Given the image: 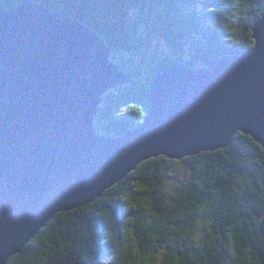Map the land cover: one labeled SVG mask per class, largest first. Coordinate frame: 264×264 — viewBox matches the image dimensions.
<instances>
[{
  "label": "water",
  "instance_id": "water-1",
  "mask_svg": "<svg viewBox=\"0 0 264 264\" xmlns=\"http://www.w3.org/2000/svg\"><path fill=\"white\" fill-rule=\"evenodd\" d=\"M253 39L206 67L164 71L145 122L117 136L100 134L96 116L104 95L132 77L107 43L34 1L1 12L0 264L150 159L227 149L238 133L264 142V16Z\"/></svg>",
  "mask_w": 264,
  "mask_h": 264
},
{
  "label": "trees",
  "instance_id": "trees-1",
  "mask_svg": "<svg viewBox=\"0 0 264 264\" xmlns=\"http://www.w3.org/2000/svg\"><path fill=\"white\" fill-rule=\"evenodd\" d=\"M25 1L84 23L116 56L142 53L146 38L129 24L134 10L137 25L143 22L149 35L153 31L168 44L172 56L161 58L148 75L135 59L115 57L132 82L103 97L96 128L117 136L145 122L160 74L180 65L206 67L213 58L253 48V28L264 15V0H0V13ZM248 137L238 133L227 149L189 157L191 179L172 191L166 172L176 161L161 156L142 163L93 203L57 214L7 264H127L133 236V264H260L264 149ZM145 198L156 215H147L143 205L132 207Z\"/></svg>",
  "mask_w": 264,
  "mask_h": 264
},
{
  "label": "rangeland",
  "instance_id": "rangeland-1",
  "mask_svg": "<svg viewBox=\"0 0 264 264\" xmlns=\"http://www.w3.org/2000/svg\"><path fill=\"white\" fill-rule=\"evenodd\" d=\"M198 9L199 11H202V8L200 5L198 6ZM137 13H138L137 10H134L131 12L129 24H130V28L133 31L138 32L140 34V38L141 36L146 38L144 39V41L142 40V47L139 46L142 53L140 52L141 54L135 55V56L128 54V53H123L120 56L118 54L119 56L118 57L110 52L109 57H111V60L113 62H115V60L117 59L115 57H118L120 58L119 61H123V63L129 61L130 59H135L136 64L141 65L142 69H144L143 71L146 73V75H148L152 71V69L157 65L158 61H160L161 58L163 59L165 57L172 56V53H171V50L168 44L165 42V40L161 36L154 35L153 31H151L152 35H149V32L144 30L145 24L143 22L140 23L141 27L137 25L139 23ZM150 19L151 18H148V20ZM148 35H149V38H148ZM147 39L149 40L147 41ZM146 43H147V47L145 48ZM112 92L113 90H111V92L109 91L107 94L112 93ZM96 126H97V123H96ZM188 158L189 157L186 156L182 160H174L176 162L174 163L172 170L166 172L167 173L166 179H167L169 191L176 189L179 185L186 183L191 179V169H190L189 164L186 162Z\"/></svg>",
  "mask_w": 264,
  "mask_h": 264
},
{
  "label": "snow or ice",
  "instance_id": "snow-or-ice-1",
  "mask_svg": "<svg viewBox=\"0 0 264 264\" xmlns=\"http://www.w3.org/2000/svg\"><path fill=\"white\" fill-rule=\"evenodd\" d=\"M248 139L252 140V137H248ZM252 142L254 144H256V140H252ZM256 146L258 148L264 149V142H261L260 144H256ZM220 154H222V153H220ZM261 167H264V164H262ZM139 174L140 173H138V175ZM137 186L140 188V190L142 192L148 190L147 186L144 185V184H138ZM133 199H135V198H133ZM141 205H143L145 208L148 209V212L146 213L147 215H156L157 214L156 210L152 207V202L148 201L147 198H145L143 200H138L136 203L132 204V207L135 208L136 210H139ZM178 218L179 217L173 216V219H178ZM145 239H151V237L150 236H146ZM127 251L129 253L128 260L131 261L133 259V252L137 251L135 245L134 246H129ZM138 264H139V262H138ZM145 264H146V262H145ZM260 264H264V261L260 262Z\"/></svg>",
  "mask_w": 264,
  "mask_h": 264
},
{
  "label": "clouds",
  "instance_id": "clouds-1",
  "mask_svg": "<svg viewBox=\"0 0 264 264\" xmlns=\"http://www.w3.org/2000/svg\"><path fill=\"white\" fill-rule=\"evenodd\" d=\"M134 245H135V236H133V243L130 246H134ZM105 264H108V262L106 261ZM127 264H133V261L132 260L131 261L127 260ZM136 264H138V261L136 262Z\"/></svg>",
  "mask_w": 264,
  "mask_h": 264
}]
</instances>
